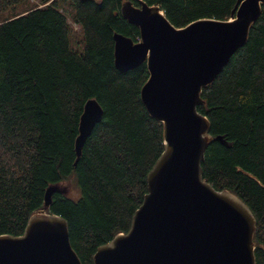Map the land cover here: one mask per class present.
<instances>
[{
  "label": "trees",
  "instance_id": "1",
  "mask_svg": "<svg viewBox=\"0 0 264 264\" xmlns=\"http://www.w3.org/2000/svg\"><path fill=\"white\" fill-rule=\"evenodd\" d=\"M123 1L0 0V234L21 235L40 210L58 214L81 264H94L98 246L129 230L164 147L162 123L140 98L146 63L127 71L114 65L113 34L139 39L138 27L122 16ZM143 1L160 6L178 28L228 20L237 2ZM200 95L208 132L224 141L208 145L202 177L249 207L255 264H264V4L246 42ZM90 98L102 117L75 162L79 117ZM71 177L74 198L60 185ZM48 188L55 189L44 206Z\"/></svg>",
  "mask_w": 264,
  "mask_h": 264
},
{
  "label": "water",
  "instance_id": "2",
  "mask_svg": "<svg viewBox=\"0 0 264 264\" xmlns=\"http://www.w3.org/2000/svg\"><path fill=\"white\" fill-rule=\"evenodd\" d=\"M122 2V16L139 39L113 34L114 65L127 71L146 63L141 101L163 126V151L147 174V193L126 233L97 247L94 264H255L256 220L229 190L202 177L201 162L213 140L207 117L197 110L201 90L213 82L248 37L264 0H237L228 20L201 18L175 27L158 5ZM102 117L87 99L74 141L76 159ZM48 188L44 206L50 203ZM0 264H81L70 244L66 220L40 210L21 235L0 234Z\"/></svg>",
  "mask_w": 264,
  "mask_h": 264
},
{
  "label": "rangeland",
  "instance_id": "3",
  "mask_svg": "<svg viewBox=\"0 0 264 264\" xmlns=\"http://www.w3.org/2000/svg\"><path fill=\"white\" fill-rule=\"evenodd\" d=\"M64 12L68 15L69 14V7L66 6L64 9ZM69 21L71 22V20L69 19ZM71 25L73 26V28L75 30H78V27L71 22ZM61 187H63V189L66 190L67 195L71 196V197H77L78 195V189L76 187V183L74 181V179L71 177L68 180H66L65 182H63L62 184H60Z\"/></svg>",
  "mask_w": 264,
  "mask_h": 264
}]
</instances>
